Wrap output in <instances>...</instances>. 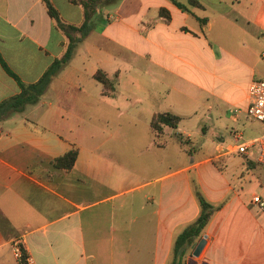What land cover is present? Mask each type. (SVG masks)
<instances>
[{"label": "crops", "instance_id": "crops-1", "mask_svg": "<svg viewBox=\"0 0 264 264\" xmlns=\"http://www.w3.org/2000/svg\"><path fill=\"white\" fill-rule=\"evenodd\" d=\"M177 1L186 8L172 0L102 6L40 94L50 92L44 110L34 105L39 95L0 119V264H19L15 242L33 264H88L94 256L96 264H170L175 235L198 214L192 183L218 206L181 264H264V209L250 200L253 193L264 198L254 189L264 190V167L254 147L233 148L262 130L244 109L247 84L264 57V0H216L210 15L204 0ZM50 2L62 21H81L79 4ZM66 42L41 0H0V55L22 82L35 81ZM96 69L112 79L111 94L101 92ZM18 91L0 65V101ZM28 105L33 116L13 115ZM65 106L93 109L115 123L108 131L114 143L92 144L98 124L62 118ZM165 111L179 116L176 125L153 131L151 116ZM195 136L209 139L214 152L191 154ZM127 139L143 142L131 147L137 156L147 148L161 156L168 141L187 145L190 156L174 169L163 157L133 166L124 160ZM70 147L72 165L54 166Z\"/></svg>", "mask_w": 264, "mask_h": 264}, {"label": "trees", "instance_id": "trees-1", "mask_svg": "<svg viewBox=\"0 0 264 264\" xmlns=\"http://www.w3.org/2000/svg\"><path fill=\"white\" fill-rule=\"evenodd\" d=\"M45 6L46 12L49 17L52 18L56 27H58L66 36L67 42L64 50L60 56L54 57L48 66L42 71L40 76L33 82L24 83L19 77L8 67L6 62L0 55V65L4 71L13 77L19 86V91L2 99L0 101V119L11 110H19L25 103L35 102L38 96L42 93L46 84L48 83L52 74H54L71 56L76 44L88 33L92 24L93 16L100 8L108 3L116 0H68L72 3L79 4L82 9V19L79 23L73 24L64 22L60 19L59 14L50 0H41ZM178 7L186 8V4L177 0H172ZM189 4L198 5L201 4L197 0H188ZM160 14L167 17V11L164 8L159 9ZM205 19L204 17H199ZM92 76L100 82L101 92L111 94L113 89L112 79L108 78L101 69H96ZM179 116L171 112H158L154 113L149 124L153 131L158 132L161 129V124H168L175 126ZM76 150L74 147L68 148L62 154L52 159V164L56 167L69 168L75 158ZM193 193L197 200L199 207L198 214L194 221L185 227H183L174 237L172 245V259L170 264H181L182 257L187 245L191 244V241L199 236L201 229L206 223L210 213L218 206L208 201L202 193L199 191L195 183H192ZM21 249V259L26 254L24 248L18 244Z\"/></svg>", "mask_w": 264, "mask_h": 264}, {"label": "rangeland", "instance_id": "rangeland-1", "mask_svg": "<svg viewBox=\"0 0 264 264\" xmlns=\"http://www.w3.org/2000/svg\"><path fill=\"white\" fill-rule=\"evenodd\" d=\"M204 1L207 3V7L205 9V14L210 15L211 9L216 5V0H204ZM213 28L216 31L218 30V22H216L213 25ZM262 50L264 51V48ZM261 56H264V54H261ZM258 64H259V68H260V73L256 74L255 77L264 78V57H261V60H259ZM90 83H91L90 86L96 85V81L92 78L90 79ZM53 84L55 86L56 81ZM51 94H52V92H51ZM49 95H50V92H48V94L46 93L43 96L40 95L38 101L36 103H34V105L37 106L38 110H44L45 105H46L45 102L49 99V97H48ZM41 100H43V101H41ZM39 101H41V102H39ZM31 107L32 106L28 105L22 111H20L19 113H15L13 115H15V117H20V116L31 117V116H33V114H32L33 108H31ZM231 109H232V107H231ZM234 110H237V108H234ZM46 113H47V111L41 112V116L43 117V115L45 114L44 117H46ZM61 117L62 118L67 117V118H72V119L84 117L86 119H90L93 126L95 124H98V126H99L98 129L96 128V130H94V135H93V140H92L94 142L92 144H95V142H97L96 144L98 145V142L103 141V146H105V145H108L110 143H114L113 141H115L112 137L110 138V136H108V131H110V129H117V125H114L115 123H113V122H111V123L106 122L103 118L98 117L96 111H94L93 109H91V110H88V109L78 110V109H74L73 106H71V108L68 107V110H67L66 106H65V110L61 113ZM227 128H229L228 125H227ZM227 128H226L225 133H228ZM230 130L232 133L233 128L232 129L230 128ZM233 131H235V129ZM246 134H247V132L244 130L242 132V137H244ZM230 136H231V134H230ZM234 137L235 138L233 139V137L231 136L230 140L238 141L239 139H241V137L236 136V135H234ZM206 138L212 139V137L210 135H207ZM136 143H138L139 145L143 144L142 141L136 142L135 140H130V139H127L123 143L124 148H127V149H125L126 152L124 153V160H130L129 163L133 166H134V163L137 159H141V160L144 159V160L150 161V160L155 159V158L163 157V160H165L167 163L170 162V168L174 169L178 165V163H180L182 158H185L186 160H188L189 156H190V154H188L186 152V149L182 148V147L187 148V145L186 146L184 144L180 145L176 141H168L166 146H164V148H162L164 152L162 153L161 156L159 154H156V155L152 154V151L150 150L151 148H147V149H144V151H145L144 153L140 152L138 154V156H139L138 157L137 155H135V153L132 152V148H131ZM193 144H194L193 145L194 150H191L190 153L191 154H193V152L196 153V155H194L196 158L198 156H204V155L211 154L214 152L213 148H212V142H210L209 139H204L203 141H200V139H197L195 136ZM188 146H189V144H188ZM178 147H179V149H178ZM117 160L120 161L119 159H117ZM140 172L142 173V171H140ZM254 189L256 192L261 194V196H264V190L263 189H261L260 187H257V186ZM88 264H96V257L95 256L89 257L88 258Z\"/></svg>", "mask_w": 264, "mask_h": 264}, {"label": "built area", "instance_id": "built-area-1", "mask_svg": "<svg viewBox=\"0 0 264 264\" xmlns=\"http://www.w3.org/2000/svg\"><path fill=\"white\" fill-rule=\"evenodd\" d=\"M262 54H264V51ZM246 97L245 114L249 118L260 121L262 130L251 139L235 144L233 148L236 152L242 153L248 146L254 147V160L264 167V78L253 77L250 79L246 88ZM250 200L257 205L258 209H264V198L258 194H251ZM12 253L19 264H33L27 253L21 259V249L16 242L12 245Z\"/></svg>", "mask_w": 264, "mask_h": 264}, {"label": "water", "instance_id": "water-1", "mask_svg": "<svg viewBox=\"0 0 264 264\" xmlns=\"http://www.w3.org/2000/svg\"><path fill=\"white\" fill-rule=\"evenodd\" d=\"M204 234H202L198 240L196 241L194 247H193V250H192V254H196L199 249L201 248V246L203 245V242H204Z\"/></svg>", "mask_w": 264, "mask_h": 264}]
</instances>
